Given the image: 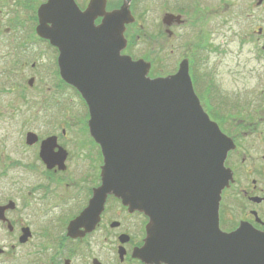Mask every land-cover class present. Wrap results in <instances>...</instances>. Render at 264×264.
I'll return each instance as SVG.
<instances>
[{
  "label": "flooded vegetation",
  "instance_id": "1",
  "mask_svg": "<svg viewBox=\"0 0 264 264\" xmlns=\"http://www.w3.org/2000/svg\"><path fill=\"white\" fill-rule=\"evenodd\" d=\"M74 1L85 11L91 0ZM47 2L0 0V264H264V0H147L148 33L146 0H131L121 54L149 62L152 77L183 50L231 145V178L221 191L198 156L182 175L160 162L152 185L118 195L103 186L102 147L60 49L37 32Z\"/></svg>",
  "mask_w": 264,
  "mask_h": 264
},
{
  "label": "water",
  "instance_id": "2",
  "mask_svg": "<svg viewBox=\"0 0 264 264\" xmlns=\"http://www.w3.org/2000/svg\"><path fill=\"white\" fill-rule=\"evenodd\" d=\"M130 2L112 12L106 0H91L85 11L74 0H48L39 9V36L60 49L62 78L88 105L90 132L104 155L103 186L118 195L123 183L152 185L156 164L182 175L200 156L222 191L231 178L224 166L231 145L202 108L189 61L175 74L151 78L149 62L121 54L126 25L135 22Z\"/></svg>",
  "mask_w": 264,
  "mask_h": 264
},
{
  "label": "rangeland",
  "instance_id": "3",
  "mask_svg": "<svg viewBox=\"0 0 264 264\" xmlns=\"http://www.w3.org/2000/svg\"><path fill=\"white\" fill-rule=\"evenodd\" d=\"M142 7H143L142 10H144L145 8H146V10L142 11L139 14L140 20H141V23H143V25H145V27H146V30L144 32L148 33V28H147L148 26L147 25L150 22V15L147 12V0H146V2H144ZM137 27H136V30H137ZM0 39L4 40V39H2V37H0ZM145 45H147V43L143 40L141 42V44L139 45V49L137 50V52H142V50H144ZM42 48H45V47H42ZM0 50H1V53L5 51L3 49V47H0ZM166 53H167V55H169V49L166 51ZM182 56H183V50L180 49L173 54V56H172L173 58L171 60H169V57H168L167 60H163V61L154 63L153 72L156 75L166 74L168 72H175L177 69L178 62L182 60ZM47 57H48V55L43 56L42 60L46 61ZM77 104H79V103L77 102Z\"/></svg>",
  "mask_w": 264,
  "mask_h": 264
},
{
  "label": "trees",
  "instance_id": "4",
  "mask_svg": "<svg viewBox=\"0 0 264 264\" xmlns=\"http://www.w3.org/2000/svg\"><path fill=\"white\" fill-rule=\"evenodd\" d=\"M153 75H156L154 72L152 73Z\"/></svg>",
  "mask_w": 264,
  "mask_h": 264
}]
</instances>
